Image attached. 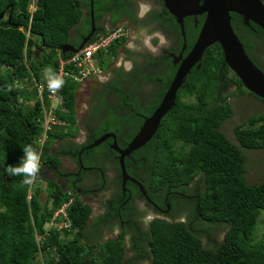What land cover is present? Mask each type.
I'll use <instances>...</instances> for the list:
<instances>
[{"label": "trees", "instance_id": "obj_1", "mask_svg": "<svg viewBox=\"0 0 264 264\" xmlns=\"http://www.w3.org/2000/svg\"><path fill=\"white\" fill-rule=\"evenodd\" d=\"M112 2L114 0H94V16L97 20L108 11L117 26L124 6ZM32 3L33 0H0V14L5 11L4 18L0 19V264H130L125 260L123 235L100 243L86 242L85 228L92 207L56 179L45 176L41 179L49 166L62 170V159L51 152V145L59 139L74 138L79 132L76 103L80 81L76 78V67L67 64V74L63 75L66 83L57 93L62 105L55 112L65 126L54 125L49 129L41 146L44 123L36 80L44 78V69L48 66L58 73L60 60L72 55L63 54L61 47L67 42L79 45L81 34L88 33L92 27L91 0H35L34 10L30 8ZM166 11L168 22L165 24H172L170 27L182 48L185 39L180 24ZM231 15L234 30L246 52L264 71V58L256 43H264V30L254 22L251 27L245 25L237 13ZM198 20L199 25L195 27L193 17L185 18L188 48L193 47L205 15L198 16ZM127 41V38L118 39L107 51L98 52L104 71L112 66ZM228 71L231 69L225 63L222 48L215 43L204 53L201 67L189 79L188 87L180 88L174 107L149 141L152 154L146 151L150 154L155 178H160L162 185L170 181L185 188L198 174L204 178L206 189L201 196V207L210 226L219 227V222H223L228 228L224 240L207 246L190 229H176L184 224L157 220L154 224L157 229H152L149 243L154 254L151 264H264V237L255 238L256 225L264 213V180L249 183L245 175L248 160L245 150L264 149V113L235 126L236 141L229 138L223 126L234 116L235 110L228 99L236 93L250 91L232 71L239 89L219 101L217 98L227 85L223 74ZM174 73L166 80L167 84ZM125 77L104 83L105 91L91 97L105 101L108 92L115 93L117 106L116 109L110 107L107 127L112 131L117 129L119 136L124 128L134 135L143 122L138 116L142 109L139 95L124 87V81L137 86L138 79L133 80L127 74ZM156 78L157 74L153 80ZM48 93L46 89V97ZM191 97L193 100L189 101ZM157 103L152 108L147 102L146 106L152 108L149 113ZM124 106L125 115H121L119 111ZM28 144L42 153L37 181L47 183L49 195L45 203L39 197L40 187L32 191L34 186L21 184L23 177L9 176L5 171L9 165L20 164L24 156L22 147ZM71 196L74 197L69 209L72 229L47 231L46 224L53 211ZM37 236L41 237L40 241Z\"/></svg>", "mask_w": 264, "mask_h": 264}, {"label": "flooded vegetation", "instance_id": "obj_2", "mask_svg": "<svg viewBox=\"0 0 264 264\" xmlns=\"http://www.w3.org/2000/svg\"><path fill=\"white\" fill-rule=\"evenodd\" d=\"M112 3L123 4L122 18L118 25L123 24L127 27L129 40L132 38V33L137 35L132 39L136 47L130 46L129 41L126 42L118 54L122 58V64H114L109 68L105 81L91 87V97L100 91H105L104 83L109 84L117 77L124 79L127 74L133 80L138 79L135 87H132V82L124 81V87L127 90H134L141 99L142 109L138 112V116L143 122L137 127L138 130L135 133L137 134L145 119L150 117L161 103L178 68L192 47L188 48V45L186 48L184 45L182 48L179 47L177 37L170 27L172 24H165L168 18L166 20L167 9L163 0H114ZM188 17H193L195 27H198V16ZM112 18L113 15L105 11L97 21L95 19L94 36L117 27L118 25L113 24ZM91 30L92 27L87 34H81L82 39ZM159 34L164 36L162 41L164 44L161 40L157 41ZM256 43L259 53L264 58V43L261 41ZM155 45L157 47L154 49ZM124 62L126 63L123 64ZM197 69H200L198 64L191 69L181 88L188 87L189 79L194 76ZM173 71L175 73L167 84L166 80ZM156 74L157 78L154 81ZM148 75H150L149 78H147ZM232 77V70L223 74L227 85L223 86L217 98L219 101H223L224 96L232 89H239ZM247 93L256 98L250 92ZM147 102L152 108L157 103L151 113L149 112L152 108L146 106ZM116 106L114 92H108L105 101L90 98L82 114L81 124L77 119L79 132L81 127L83 129V137L79 138L78 132L74 138L59 139L54 142L57 144L55 153L62 160L68 159L72 166L63 168L61 165L60 171L51 166L44 170L48 173L47 177L56 179L62 187L73 189L84 202L92 207V213L85 228L86 240L100 243L123 235L126 244L125 260L130 264L153 262L154 254L149 243L152 238V229H157L154 226L157 220L184 224L183 227L178 226L176 229H190L202 238L203 244L205 241L207 245L214 242L220 244L228 228L223 225V222H219V227H213L206 221L208 216L201 207V196L206 189V183L200 174L195 176L185 188H179L170 181L162 185L159 183L161 179L155 178L150 154L146 153L150 151L152 154L149 140L144 146L125 157L126 169L130 175V178L125 180L118 159L119 153L113 148L114 138L109 137L97 146L90 147L107 133H115L117 143L123 149L134 138L135 134L131 135V131L126 128L120 131L119 136L117 129L112 131L107 127L111 108L116 109ZM95 107L97 113H95ZM125 107L120 109L121 115H125ZM101 129L103 130L100 134L96 133Z\"/></svg>", "mask_w": 264, "mask_h": 264}, {"label": "water", "instance_id": "obj_3", "mask_svg": "<svg viewBox=\"0 0 264 264\" xmlns=\"http://www.w3.org/2000/svg\"><path fill=\"white\" fill-rule=\"evenodd\" d=\"M165 8L175 17L180 24L184 36V48H186L185 18L197 17L205 14V20L201 26L198 37L189 54L183 59L161 103L146 118L141 129L123 149L120 148L115 133H107L96 140L90 147L97 146L109 137L114 138L113 148L119 153L118 159L125 180L130 178L125 165V157L138 148L144 146L158 131L164 116L174 107L177 94L191 69L201 62L206 50L215 43L220 44L225 63L237 74L244 87L256 96L264 99V71L251 59L245 50L244 43L234 30L231 13L242 16L245 25L251 27L254 22L264 30V2L263 0H163ZM92 30L85 36L79 45L65 43L61 47L63 54L78 52L86 43L94 37L95 16L94 0H91ZM5 11L0 14L4 18Z\"/></svg>", "mask_w": 264, "mask_h": 264}, {"label": "built area", "instance_id": "obj_4", "mask_svg": "<svg viewBox=\"0 0 264 264\" xmlns=\"http://www.w3.org/2000/svg\"><path fill=\"white\" fill-rule=\"evenodd\" d=\"M35 9V8H33ZM128 29L125 25L120 24L113 30L97 35L91 39L85 46L78 52L72 53V55L64 60L61 59V66L58 74L63 77L65 73V66L67 64H73L77 69L76 78L78 81L83 82L90 77H100L104 74V69L97 58L99 51H107L108 47L113 41L118 39L127 38ZM36 87L38 92V98L42 104L43 123H44V134L40 138L41 146L44 145L47 139V131L54 125H64L65 122L58 119L56 109L62 105V98L53 94L49 91L47 97L45 96V90L48 89L47 80L45 76L41 80H36ZM49 102V104H47ZM49 105V106H48ZM31 198V196H29ZM74 202V197L71 196L61 206L53 211L50 220L46 224V230L56 229L63 232L65 229H72V221L70 218L69 209ZM78 228L75 229L77 231ZM38 241L41 240L40 236H37Z\"/></svg>", "mask_w": 264, "mask_h": 264}, {"label": "rangeland", "instance_id": "obj_5", "mask_svg": "<svg viewBox=\"0 0 264 264\" xmlns=\"http://www.w3.org/2000/svg\"><path fill=\"white\" fill-rule=\"evenodd\" d=\"M263 2H264V0H263ZM34 7H35V0H33V3L30 7L31 10ZM136 36L137 35L132 33V38H130V40L128 38L129 45L134 47V48L136 46L133 45L134 41H132V39ZM158 40H161V42H162L164 40V36L159 34L157 41ZM162 43L164 44V42H162ZM157 45L153 46V48L155 49L157 47ZM116 63L122 64V58H120L119 55L113 61L112 66H114V64H116ZM125 63L126 62H124L123 64H125ZM108 70L105 71L104 74L100 77H90V78H88V79H86L80 83L78 90H77V103H76L77 119H78L80 124L82 122V114L85 111V108L88 106V102L91 98V87H93V85H95L97 83L105 81V79L107 78ZM44 76H45V73H44ZM234 92H236V91L232 89V91H230L229 93L233 94ZM188 100L192 101L193 97H191ZM228 100H230V102L232 103L234 110H235V114L223 126V130L227 133V135L229 136V138L231 140L236 141V137L234 134V128L233 127L239 123L247 122L248 119L253 115L264 113V102H262L259 99L254 98V97H251L250 95H248V93L246 91L243 93H236V94L232 95ZM82 132H83V129L81 127V132H79V134H78L79 138L83 137ZM179 144L180 143L177 144L178 147H179ZM56 146H57V144H54V143L51 145V152L52 153H55L54 149ZM245 152L248 156V160L246 162L247 171L245 174L247 181L249 183H257V182L264 180V149L245 150ZM62 161L63 162L61 165L63 168L68 167V166H70V167L72 166L69 163L68 159H64ZM44 176L47 177L48 173L44 172V175H43V177H41V179H44ZM39 187L41 188V192L39 195L40 200L43 203H45L47 201L48 195H49V191L47 188L46 181L45 180H40V182L37 181L35 183L32 191H35ZM263 237H264V213H262V215L260 216L258 223L256 225V231H255L256 240H260ZM85 241L87 242V240H85ZM90 242H92V241H90ZM205 245H207L206 241H205Z\"/></svg>", "mask_w": 264, "mask_h": 264}, {"label": "clouds", "instance_id": "obj_6", "mask_svg": "<svg viewBox=\"0 0 264 264\" xmlns=\"http://www.w3.org/2000/svg\"><path fill=\"white\" fill-rule=\"evenodd\" d=\"M34 8L36 9V5ZM109 31L111 30H108L106 32ZM96 36H94L93 38H95ZM70 53L72 54L74 52H70ZM44 73H45V79L47 80V86L49 91L53 94L58 93L64 87L66 83L65 79L62 76H60L58 73H56L51 66L46 67L44 69ZM22 149L24 156L20 164L18 166L9 165L5 169V171L8 173L9 176L23 177L21 184L31 188L35 185L36 181L39 178V174L41 171L42 153L38 152L37 149L34 148L31 144L23 146Z\"/></svg>", "mask_w": 264, "mask_h": 264}, {"label": "bare ground", "instance_id": "obj_7", "mask_svg": "<svg viewBox=\"0 0 264 264\" xmlns=\"http://www.w3.org/2000/svg\"><path fill=\"white\" fill-rule=\"evenodd\" d=\"M97 21V20H96ZM65 126V125H64ZM55 127V126H54ZM58 127V126H57Z\"/></svg>", "mask_w": 264, "mask_h": 264}]
</instances>
